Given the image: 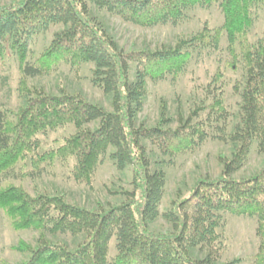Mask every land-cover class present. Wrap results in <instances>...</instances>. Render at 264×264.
I'll list each match as a JSON object with an SVG mask.
<instances>
[{"label":"trees","instance_id":"obj_1","mask_svg":"<svg viewBox=\"0 0 264 264\" xmlns=\"http://www.w3.org/2000/svg\"><path fill=\"white\" fill-rule=\"evenodd\" d=\"M203 1L214 0H14L0 4V29L13 32L12 47L19 52L21 64L30 37L51 24L62 23L65 29L55 36L45 57L93 62V82L112 96L113 105V111H106L79 95L41 93L28 100L15 122L0 110V174L32 153L39 132L65 123L73 122L81 128L97 121V128L80 129L60 149L63 154L78 155L77 176L90 177L99 156L110 147L115 149L111 158L120 170L129 166L133 169V191L126 201L107 211L76 206L62 196L33 197L14 185L1 190L0 204L18 219L19 227L35 226L43 232L54 223L60 230L88 232L85 242L75 250L41 236L38 245L29 249L31 255L24 264H109V244L114 236L118 242L114 264H220L213 244L216 216L221 210L258 217L261 246L255 264H264V168L250 178L233 176L244 166L255 141L264 152V38L257 48L246 39L252 0H222L223 28L235 57L232 66L238 64V45L246 69L241 121L230 136L236 151L225 161L219 177L200 180L192 194L165 215L174 228L161 233L152 231L150 223L161 215L166 173L152 169L144 143L168 153L189 147L195 137L203 140L206 134L187 123L175 130L147 127L139 124L138 116L145 105L148 76L178 74L188 54L185 43L173 49L127 52L91 9L93 4L136 24L154 25L176 20L185 9ZM208 38L199 35V41L188 43H193L192 47L209 44ZM3 51L0 38V54ZM132 64L137 65L135 79L131 77ZM24 72L36 75L39 70L26 65ZM212 114L219 121L229 117L218 99L212 105ZM199 246L212 248L205 258L192 256V249Z\"/></svg>","mask_w":264,"mask_h":264},{"label":"rangeland","instance_id":"obj_2","mask_svg":"<svg viewBox=\"0 0 264 264\" xmlns=\"http://www.w3.org/2000/svg\"><path fill=\"white\" fill-rule=\"evenodd\" d=\"M14 0H0L8 5ZM95 17L103 23L112 37L127 52L173 49L185 43L187 58L178 74L166 73L147 78L145 105L138 116L139 124L162 126L175 130L186 123L192 129H203L205 138H194L189 146L163 153L156 145L145 142L153 170L166 173L165 194L160 206V217L150 223L156 233L173 230V223L165 215L188 198L195 185L203 179H215L231 159L236 144L230 139L241 121L242 93L246 69L237 45L238 64L230 49L222 0L199 2L188 7L176 20L154 25H140L99 9L93 4ZM249 24L246 39L257 48L264 38V0H252L249 5ZM65 29L62 23L51 24L33 34L21 64L19 52L12 47L13 32L0 29L4 51L0 54V110L7 112L13 122L31 97L38 94L60 96L79 95L84 99L113 111L112 96L93 82L95 64L90 61L73 62L69 57H45L55 36ZM220 32L219 38L216 34ZM208 35L209 44L191 45L199 35ZM194 41L192 44L188 41ZM39 70L36 75L24 72L25 66ZM137 65L132 64L135 79ZM221 100L229 113L227 120H217L212 114L215 100ZM98 121L81 128L75 123L60 124L39 132L36 148L26 154L14 167L0 174V191L14 185L36 197L40 194L62 196L73 205L94 211H107L120 205L133 191V169L120 170L111 158L110 147L97 160L90 177L77 176V154H63L60 149L80 129H95ZM60 151V152H59ZM264 168V152L255 141L244 166L234 173L236 179L253 177ZM216 241L213 249L220 255L219 263L255 264L261 246L258 217L226 210L217 212ZM18 219L0 204V264H24L30 258L29 249L35 248L41 236L54 243L67 245L71 250L85 242L88 232L60 230L54 223L41 232L35 226L19 227ZM43 234V235H42ZM117 237L109 244V264L118 255ZM212 248L192 249L194 258H205Z\"/></svg>","mask_w":264,"mask_h":264}]
</instances>
